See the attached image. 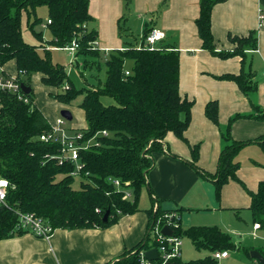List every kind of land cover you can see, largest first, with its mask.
Returning a JSON list of instances; mask_svg holds the SVG:
<instances>
[{
    "label": "trees",
    "instance_id": "obj_1",
    "mask_svg": "<svg viewBox=\"0 0 264 264\" xmlns=\"http://www.w3.org/2000/svg\"><path fill=\"white\" fill-rule=\"evenodd\" d=\"M122 1L128 10L132 0ZM225 1L199 0V15L195 20L197 35L201 48L212 55L221 59L236 56L242 59L238 74L215 78L234 82L251 102L252 113L230 118L221 133L225 146L219 154L214 174L196 166L199 146L191 148V167L214 184L217 198L223 185L230 180L241 183L236 175L241 148L257 143L264 150V135L248 142L234 141L230 135L232 122L240 117L264 121V109L251 101L250 95L257 90V82L252 73L243 69L246 53L257 49L256 31H250L246 37L229 34L228 40L234 49L231 52L216 51L211 14L215 5ZM88 6L89 0H0V65L5 67L14 63L16 73H24L21 83L30 88L29 94L24 93L27 103L15 95L0 93V177L9 183L4 203H0V241L30 233L17 228L19 214H33L51 228V233L58 229H106L116 224L122 216L140 211L139 197L148 186L147 174L153 165V155L163 151L167 133H173L188 144L184 133L190 123L193 102L179 93L178 49L164 42L153 51L139 49L137 38H134L125 41L123 49L104 55L93 45L97 31ZM39 7L47 9L49 45L64 49L76 42V69L80 66L82 71L98 68L101 56H106L103 81L93 87L75 88L64 68L52 62L49 50L40 51L23 40L21 24L25 13L32 35L42 41L41 31L35 29L41 24L36 16ZM163 7L161 4L158 11ZM124 21L123 16L117 24L122 39L127 37L123 32H126ZM152 29L146 28L142 38ZM126 62H131L128 69ZM82 71H79L80 77H83ZM36 74L40 75L44 86L56 90L49 96L60 105L70 106L78 96L83 97L78 107L84 114L86 128L80 131L85 140L101 131L107 133L106 137H97L98 147L80 152L79 162L83 168L77 177L71 175L75 169L73 163L60 165L52 158L59 153L58 144L39 140L41 134L50 130V125L34 104L31 79ZM104 97L111 99L113 104L104 105L101 102ZM204 112L209 121L218 125L216 101L208 102ZM76 178L79 179L77 189L72 186ZM110 179L119 181V190ZM124 191L130 193L127 200L122 199ZM248 195L252 221L264 228V182L258 184L255 193L248 191ZM149 196L151 206L145 211L148 216L145 237L134 249L112 261L113 264H138L139 252L156 246L152 243L151 229L168 214H175L170 226L173 237L188 238L196 250L208 252L201 259L183 262L176 258L169 264H217L211 253L239 249L230 235L216 226L184 228L181 225L182 210H163L151 190ZM107 211L109 214L104 222ZM240 250L251 259V248ZM260 254L264 261V252Z\"/></svg>",
    "mask_w": 264,
    "mask_h": 264
},
{
    "label": "crops",
    "instance_id": "obj_2",
    "mask_svg": "<svg viewBox=\"0 0 264 264\" xmlns=\"http://www.w3.org/2000/svg\"><path fill=\"white\" fill-rule=\"evenodd\" d=\"M161 4L164 7L158 11ZM131 5L138 35L134 36L131 28H128L126 32L131 35L127 33V37L122 39L117 30L123 13L122 0H89L88 11L97 31V49L107 55L112 50L123 49L124 42L133 41L134 38H137L138 46L146 28L161 30L164 33L161 42L174 45L179 51V93L193 102L190 123L184 133L188 144L169 132L163 141V151L153 155V165L147 174L150 206L151 190L153 198L159 200L163 210H182L181 225L184 228L193 224L192 212L216 216L217 221H214L216 223L213 226L221 230L220 222L229 226V233L222 231L230 235L239 248L236 254L245 257V263L239 264H258L257 260L249 259L240 248H251V251L259 254L264 252V228L260 225L259 228L254 227L258 223L252 221L248 195V191L255 193L258 184L264 182V161L254 159L242 167L237 156L239 168L236 175L241 183L230 180L221 188L219 198L214 184L202 178L190 165L191 147L198 145L196 166L214 174L219 154L225 146L220 135L221 129L226 128L231 117L252 113L251 102L234 82L215 78L223 74H238L242 59L238 56L221 59L201 48L195 25L199 15V0H132ZM259 12L264 16V0H227L219 3L212 9L211 32L216 51L231 52L234 45L228 40L229 34L246 37L250 31H256L257 49L246 53L243 69L255 76L257 90L252 94L255 96L254 104L264 109V19L259 20ZM24 17L25 13L22 20ZM22 37L40 51L56 49L49 43L46 46L23 34ZM12 66L13 70L5 71L14 75V63ZM33 78L41 82L40 75L36 74ZM210 101L218 104V125L205 117V105ZM41 112L49 125L61 118L55 116L54 119L47 109ZM85 128L86 124L69 133ZM230 135L237 142L254 141L264 135V121L240 117L232 122ZM244 149L246 154H249L247 149H253L264 159V150L259 144L245 145L238 155ZM249 220L252 222L251 227L248 225ZM147 222L146 212L140 210L121 217L116 224L106 229H58L53 231L48 240L31 233L1 240L0 264H108L141 242L145 237Z\"/></svg>",
    "mask_w": 264,
    "mask_h": 264
},
{
    "label": "built area",
    "instance_id": "obj_3",
    "mask_svg": "<svg viewBox=\"0 0 264 264\" xmlns=\"http://www.w3.org/2000/svg\"><path fill=\"white\" fill-rule=\"evenodd\" d=\"M259 20L262 21L264 16L259 12ZM164 39V33L156 28H153L146 36H144L137 46L139 49H145L153 51L156 49L157 45ZM96 42L93 45L96 46ZM77 49V44L75 41L71 42L69 46L64 48L68 55L74 59L75 52ZM126 74H128L126 72ZM24 76L23 72H18L14 75L9 74L5 71L4 67L0 65V93H8L15 95L18 100L24 103L28 102L25 98V94L21 90V78ZM67 89V86L64 87ZM66 120L58 118L54 124L50 125V130L46 133L40 135L39 140L45 143H54L59 145V153L57 156H53L58 164L62 165L64 163H73L74 171L71 173L72 176L77 177L81 169L82 164L79 162V155L81 151H86L92 147H98L99 142L97 137H106V131H101L95 134L91 138L84 139V134L81 131L69 133L65 127ZM110 181L119 190L120 183L117 180ZM9 188V183L6 179L0 177V203L3 204L7 191ZM130 198V193L128 191L123 192V200ZM175 214H168L164 216L163 221L158 220L156 224L151 229L152 243H155V247H151L147 250H142L138 254V264H169L173 259L180 258V239L173 237L172 235L166 236L162 234L163 228L171 229L172 218ZM18 229L30 232L31 234L49 239L52 234V230L49 226L45 225L39 218L35 217L33 214H19L18 215ZM175 226V224L173 225ZM255 228H259V224L254 225ZM156 249L157 259L149 260L145 257V252ZM229 256L228 251H216L213 252L212 258L216 261H220ZM110 264H113L111 262Z\"/></svg>",
    "mask_w": 264,
    "mask_h": 264
},
{
    "label": "rangeland",
    "instance_id": "obj_4",
    "mask_svg": "<svg viewBox=\"0 0 264 264\" xmlns=\"http://www.w3.org/2000/svg\"><path fill=\"white\" fill-rule=\"evenodd\" d=\"M122 3H123V1H122ZM124 7L125 6L123 4L122 17L123 16L125 17V21L123 22V28L126 30L128 28H131V30H130L131 33L134 36H137L138 34H137V29L135 28V25H136L134 22L135 20H134V17H132V15L134 13L132 5L128 10H126ZM36 16L38 17V19H40L41 24H39L35 29L37 31H41V33H42L41 43L43 45L45 44L47 46L51 36H50L49 30L46 26V22H47V9H46V7L37 8L36 9ZM21 32L24 35V37L31 38L33 40L34 39L37 40L32 35L31 31L28 28L26 16L22 20ZM123 32L125 33V35H127V33H128V32H125V30ZM128 34L131 35L130 33H128ZM38 42H40V41H38ZM49 54H50V58L54 64L60 65L64 68L65 72L67 73L69 79L71 80V82L73 83L75 88L93 87V86L98 84V81H103L105 78L106 69H105L104 62H105L106 56H101V58L99 60V67L98 68H91V69H86L85 71H82V66H80L79 69H76V67L74 66V60H72V58L68 55V53L64 49H53V50L49 51ZM77 61H79V59H77ZM79 64L81 65V63H79ZM130 66H131V62H126V68L128 69ZM4 69L6 71H11L14 69V67L12 66V63H9V64L5 65ZM79 71H82L83 77H80ZM33 77H34V75L32 76L31 87L33 90L34 102L38 105V108H40L41 111H43V109H47V111H48L47 113L49 115H51L53 118L55 116L61 117V114H60L61 111H68L71 114L72 118L70 121L66 120L65 127L68 129L69 132L70 131L73 132L74 129L80 128L81 126L85 125V120L83 117L82 110L78 107L80 102L82 101V98H83L82 96H78L72 102V104L70 106L60 105L49 96L50 91L56 92V90L47 88L46 86H44L40 82V80L38 78L35 79ZM250 99L254 103L255 96L251 94ZM101 102L104 105L113 104V101L111 99L105 98V97L101 99ZM224 131H225V127L221 129L220 135ZM247 150H248L250 155L246 154L245 149H244V152H242V153H240V155H238V161L242 167L245 163H248L249 161H252L254 159H256L257 161H260V162L264 161V159H261V154L259 155L258 153H255L253 151V149H247ZM258 158H259V160H258ZM262 158H263V156H262ZM78 182H79V179L76 178L75 182L72 185L75 189L78 188ZM235 182H237V181H235ZM219 196H220V194H219ZM138 206H139V209L142 210L143 212H145L146 210H148L150 208V202H149L147 187L143 188V190L140 194ZM205 214L206 213H204V212H202V213L192 212L191 213V218H192L191 223H193V224H190L189 226L190 227H196V226H201V225H203V226L215 225L214 223H216V222H214V221L216 220L215 219L216 216L205 215ZM220 223H221V225H219V226L222 228V230L229 233L231 228L229 226L223 225V222H220ZM216 225H218V224H216ZM248 225H249V227H251V225H252V222L250 220L248 222ZM233 231H235V230H233ZM180 251H181V260L183 262L201 259V258L205 257L206 255H208L207 251L196 250L193 247L191 241L185 237L180 239ZM239 263H245V257L243 255H237L235 251H229V258L224 259L222 261L221 260L219 261V264H239Z\"/></svg>",
    "mask_w": 264,
    "mask_h": 264
},
{
    "label": "water",
    "instance_id": "obj_5",
    "mask_svg": "<svg viewBox=\"0 0 264 264\" xmlns=\"http://www.w3.org/2000/svg\"><path fill=\"white\" fill-rule=\"evenodd\" d=\"M21 90L23 93L25 94H29L30 93V88H28L25 85H21ZM61 117H63L65 120L70 121L71 120V114L68 111H61ZM109 212L107 211L105 213V215L103 216V221L106 222L107 217H108ZM162 234L166 235V236H170L171 235V230L169 228H163L162 229ZM145 257L149 260H156L157 259V251L156 249H152L149 251L145 252ZM250 257L252 259L257 260L260 264H264L263 261V257L256 251H251L250 252Z\"/></svg>",
    "mask_w": 264,
    "mask_h": 264
}]
</instances>
